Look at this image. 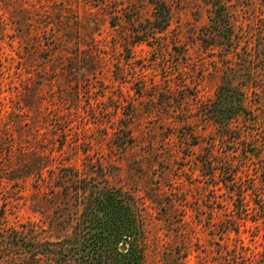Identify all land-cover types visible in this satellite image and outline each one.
<instances>
[{
    "label": "rangeland",
    "instance_id": "374dc122",
    "mask_svg": "<svg viewBox=\"0 0 264 264\" xmlns=\"http://www.w3.org/2000/svg\"><path fill=\"white\" fill-rule=\"evenodd\" d=\"M216 4L234 49L208 40ZM225 83L247 113L218 140L204 107ZM212 157L243 168L214 179ZM63 174L135 199L143 264H264V0H0V264H59Z\"/></svg>",
    "mask_w": 264,
    "mask_h": 264
},
{
    "label": "trees",
    "instance_id": "16d2710c",
    "mask_svg": "<svg viewBox=\"0 0 264 264\" xmlns=\"http://www.w3.org/2000/svg\"><path fill=\"white\" fill-rule=\"evenodd\" d=\"M214 10L211 15L212 23L207 27L208 40H212L213 46L222 44V47L234 49V44L237 46L240 41L236 40V28L232 23L229 9L216 4ZM159 14L161 15V13L158 12L157 14L156 12L155 29L164 31L169 26L168 14L162 13V17H159ZM237 66H240V63L228 64L227 70L230 73L235 72L234 74L239 77L241 67L238 70ZM246 100V94L242 87L239 88L230 83H225L217 88L216 97L205 105V115L216 126L218 140L228 139L235 133L233 122L237 118L246 115ZM252 120L255 121V119ZM255 138L256 136H253V139ZM233 139L234 142L239 143L240 137H234ZM245 154L247 156L246 161L257 155L255 149L247 151ZM209 164L212 172L211 176L214 179L217 177L218 172L236 176V172H239L241 167L243 168L241 165L236 167V170L231 168L229 171H223L222 166L225 163L216 157H212ZM40 176H42V173H40ZM61 179L65 187H69L71 191L69 196L74 195L78 205L76 207L77 214L73 212L67 214L69 216L68 220L65 214L62 221L60 219L68 231L66 236L63 237L64 239L49 243L48 250L50 254L58 259V263L109 264L106 261L108 258L107 253L116 256L117 260L121 261L128 258L126 257L127 254L118 252V245L122 243L133 246L134 251L130 255L134 257L135 250L140 249L144 238L139 225L141 219L138 211L139 206L135 199L121 189L106 187L99 183H92L82 188L79 186L82 179L78 178L77 175L63 174ZM230 181L235 183V178ZM75 184L73 191L71 187ZM59 187L62 188V185ZM100 250H103L104 253H101ZM143 258L144 252L139 253L138 258L137 256L134 259L131 258L129 263L143 264Z\"/></svg>",
    "mask_w": 264,
    "mask_h": 264
},
{
    "label": "water",
    "instance_id": "95a60500",
    "mask_svg": "<svg viewBox=\"0 0 264 264\" xmlns=\"http://www.w3.org/2000/svg\"><path fill=\"white\" fill-rule=\"evenodd\" d=\"M125 249V247H123V250Z\"/></svg>",
    "mask_w": 264,
    "mask_h": 264
}]
</instances>
